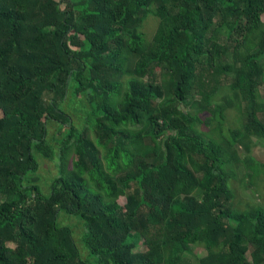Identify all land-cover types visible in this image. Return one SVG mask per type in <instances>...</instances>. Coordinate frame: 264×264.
I'll use <instances>...</instances> for the list:
<instances>
[{
  "label": "trees",
  "instance_id": "obj_1",
  "mask_svg": "<svg viewBox=\"0 0 264 264\" xmlns=\"http://www.w3.org/2000/svg\"><path fill=\"white\" fill-rule=\"evenodd\" d=\"M256 137L264 0H0V264H264V208L238 211L227 171L264 172Z\"/></svg>",
  "mask_w": 264,
  "mask_h": 264
},
{
  "label": "rangeland",
  "instance_id": "obj_2",
  "mask_svg": "<svg viewBox=\"0 0 264 264\" xmlns=\"http://www.w3.org/2000/svg\"><path fill=\"white\" fill-rule=\"evenodd\" d=\"M158 20L150 17L144 25L143 33L145 34L148 41L152 40L153 36L155 35L157 28H158ZM211 80L220 81L223 79V76L216 75L215 72H212L210 76ZM224 90L220 91V96L215 99V104L219 102L220 97L224 95ZM84 99L73 101L72 103V113L77 118H85V114L87 112V105L83 102ZM182 110L186 112V114H194L193 110L187 106L181 107ZM202 120L206 118V116L200 117ZM240 115L236 111H229L226 114V121H225V132L223 134L228 135L229 130H236L241 127V119ZM213 127H206L204 125L199 126V131L204 133L211 139L220 140L218 134L212 132ZM58 126L53 123L49 125V134L50 136H54L57 133ZM253 148H252V157L259 161L261 164L264 165V140L259 138H253ZM241 157L244 160L245 155L241 152ZM37 160L40 165L39 177L41 178V188L44 194L49 193V186L53 179L58 176V161H45L42 158L37 156ZM245 161V160H244ZM228 172H233L235 178L230 182V188L234 192L235 195V207L238 211H245L249 207H261L264 208V172H261L258 177L255 179H251V176H254L253 171L245 170L244 165H240L236 168L234 165L227 168ZM251 175L250 177L247 176ZM60 224L64 226H71L74 232V239L81 250L83 256H85V251L83 250L82 245V235H83V224L80 220L74 217H67L62 216L60 218ZM132 241L136 244V249L141 251L144 247L141 244L140 239L136 237H132ZM205 252L203 249L198 247H190V250L185 252L186 258H199L204 256ZM249 259L250 256H248Z\"/></svg>",
  "mask_w": 264,
  "mask_h": 264
}]
</instances>
